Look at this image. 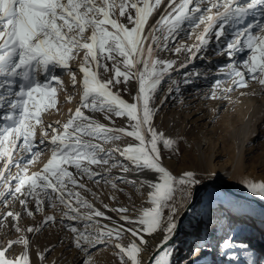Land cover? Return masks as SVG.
I'll return each mask as SVG.
<instances>
[{
    "label": "snow or ice",
    "instance_id": "snow-or-ice-1",
    "mask_svg": "<svg viewBox=\"0 0 264 264\" xmlns=\"http://www.w3.org/2000/svg\"><path fill=\"white\" fill-rule=\"evenodd\" d=\"M163 2L164 0H0V109L5 110L0 116L4 121L0 124V160L5 161L0 169V183H3L5 191H0V196H4L5 192L13 197L17 194L23 196L20 204L29 216L34 214L28 209V198L32 197L37 211L43 210L44 199L53 208L58 204L64 205L66 210L62 220L91 221L94 216L103 217L105 214L94 209L79 192L66 187L67 184L85 187L77 181L68 167H74L78 173L93 178L102 173L93 172L91 165L109 164L110 153L105 154V158L102 147L83 140V136L103 140H118L122 135L135 138L139 143L130 144L120 154L135 167L160 174L159 182H148L153 189L149 193L153 207L142 210L136 219L126 215L127 208L112 210L120 214L121 220L141 227L123 229V225L119 228L104 226V229H96V235L93 236L87 229L79 231L70 226V230L76 234L78 248L85 244L95 246L106 243L113 238L119 241L124 231L130 232L133 237L138 236L140 244L135 241L127 246L118 242L115 244V248L119 250L116 255L121 264H140L139 254L143 250L140 245L147 243L141 233L150 235L162 227L165 208L169 215L167 226L163 229V242L171 239L178 224L175 219L178 205L171 203L177 187L199 183L193 172L186 171L180 178H176L160 162L158 143L171 148L176 142L166 138L162 132H157L152 124L156 110L150 107V101L173 64L172 61L157 58L156 50L166 49L167 41L185 23L195 26L204 24L203 32L197 36V43L188 49L194 57L209 42L207 37L217 24L219 29L215 35L220 37L225 25L229 23L241 24L248 16L264 18V0H168L170 11L166 10L149 28V20ZM213 9L216 11L213 12ZM125 19L127 24L121 22ZM254 29L264 33V20L258 19L237 30L234 34L236 38L227 44V54L230 57L245 49L250 55L242 61L245 70L234 63L227 66L232 87L224 88L225 93L232 91L233 87H247L246 76L264 86V35H255ZM158 32L162 33V37L157 35ZM81 50L84 51L80 65V72L83 74L81 107H77L63 124L62 132L53 128L51 123L46 129L42 128L38 143H46L47 129H51L53 135L47 142L54 147L43 169L28 175L27 168L20 167L21 160L25 164H31L40 156V152L36 150V130L44 124L42 113L56 107L57 85H63L61 76L55 70L60 68L71 72L70 61L76 59ZM176 51H181V48ZM117 56L122 60H117ZM105 60L113 61L114 76L101 80L99 70H108ZM121 63L123 71L118 66ZM92 64L95 65V70ZM41 73L44 74L42 80L38 79ZM120 77H123L124 82L131 78L138 80L135 103L127 102L119 93L111 90V87L121 82ZM71 79L75 86V72H71ZM221 83L220 80L215 81L211 98H217L216 89L221 87ZM223 98L228 97L225 95ZM82 108L103 112L108 119L112 115H126L130 122L135 123H130L131 131L107 127L87 116ZM17 151L28 155L17 159L14 156ZM120 166L123 171H128L123 164ZM12 167L18 169L15 174L10 171ZM13 181L15 187H12ZM105 183L112 182L105 180ZM245 184L249 192L264 198V182L247 181ZM112 187L115 188L116 184L112 183ZM66 196L75 197L79 205L92 211L87 215L80 214L78 209L72 207L71 200L65 199ZM4 202L6 203V199ZM4 215L17 221L20 218V213L11 211ZM55 219L56 217L47 215L44 223L54 222ZM16 230L21 231L18 226ZM39 230V227L27 228V232ZM17 243H22L25 251L15 259L6 258V251ZM28 244V239L23 236L18 240L8 241L7 247L0 249V264H29ZM236 246L234 240L228 237L223 240L220 248L231 251ZM239 247L247 249L248 246L241 244ZM244 255L247 256L248 253L245 252ZM230 258L237 257L233 253ZM156 264H168V261L157 259ZM247 264H256V261L250 259Z\"/></svg>",
    "mask_w": 264,
    "mask_h": 264
},
{
    "label": "rangeland",
    "instance_id": "rangeland-1",
    "mask_svg": "<svg viewBox=\"0 0 264 264\" xmlns=\"http://www.w3.org/2000/svg\"><path fill=\"white\" fill-rule=\"evenodd\" d=\"M205 6L201 5V7ZM166 10L170 11L168 9V0H164L163 4L155 11L149 20V28L165 14ZM215 11L216 9H213V12ZM258 19L264 20L261 17L253 18L248 16L243 23L235 24L233 30V24L229 23L225 25L223 34L220 37L215 35L216 30L219 29V24H217L207 37L209 42L194 57L193 53L189 52L188 49L197 43V36L203 32L204 24H199V26L191 25L190 23L183 24L167 41L166 49L156 50L157 58L173 62L172 67L164 75L163 81L153 95L150 107L156 110L152 122L153 127L157 132H162L166 138H171L176 142L171 148H165L162 143H158L160 162L174 177L180 178L184 172L191 171L199 182L203 179H208V175L204 173L203 166L206 162L205 157L212 154V162L214 164H219L229 159L237 142V129L245 125L247 130L251 126L250 120L256 118L255 107L260 97H264V86H261L258 81L247 77V87H233V90L228 93L223 91L224 88L232 87V80L227 75L229 71L227 66L232 62L241 70H245L243 69L242 61L250 55L249 51L247 49L237 51L231 57L228 55V58L226 57L227 60H219L218 55L227 54V44L236 38L234 34L237 30L243 29L248 23H255ZM121 22L128 23L126 19ZM253 32L255 35H264L258 29H254ZM157 35L162 37L161 32H158ZM161 43H163V39H161ZM220 45H224L222 51L219 50ZM153 47L155 48V45ZM177 48H181V51L177 52ZM193 52H195V49H193ZM83 56L84 51L81 50L76 59L70 61V65L74 66H70L71 72L76 74L75 86L72 84L70 71H64L60 68L55 70L56 74L61 76L63 85H57L56 107L42 113L44 124L38 126L36 130L38 145L36 150L40 152V156L31 164H25L21 160L20 167H26L28 175L33 172H40L43 169L44 164L51 157V151L54 147L47 142L53 135L51 129H47L46 143H38L41 138L42 128L46 129L47 125L51 123L53 128L62 132L63 124L67 122L77 107H81L83 74L80 72V65L83 62ZM117 60H122V58L117 56ZM104 63L108 65V70H99V78L101 80H107L114 76L113 61L105 60ZM91 66L95 70V65L92 64ZM118 66L122 71L124 70L122 63ZM43 78L44 74L41 73L38 79L42 80ZM120 80L121 82L111 87V90L119 93L127 102L135 103V96L139 88L138 80L131 78L128 82H124L123 77H120ZM217 80L222 82L221 87L216 89L217 98H211L213 86ZM225 95H227V99L223 98ZM69 97H71L70 100L68 99ZM183 102L185 103L182 104ZM4 111V109H0V116L3 115ZM82 111L93 120L99 121L107 127L125 128L131 131L130 123H135L134 121L130 122L126 115L123 117L112 115L111 119H108L100 111L93 112L91 109L84 108H82ZM3 123L4 121L0 119V124ZM254 128V131L249 134L246 147L243 150V161L246 165V171L259 175L261 179H264V115L261 121L255 120ZM82 139L95 144H101L103 141L115 143L117 149H119L116 152L117 156L122 159L119 164H123L129 169L133 167L132 162L120 153L130 144H138L139 142L135 138L122 135L118 140L96 139L91 136H83ZM196 144L199 145L198 148ZM27 155V153L19 151L14 154L17 159L21 156L27 157ZM4 163V160H0V169L3 168ZM120 165L117 167H120ZM68 170L85 187H74L71 184H67L66 187L69 190L79 192L82 198L93 205L94 209H98L105 215L103 217L94 216L91 221L84 219L68 220L66 218L62 220L61 218L66 210L64 205L58 204L56 208H53L42 196L41 198L44 199L42 211L36 210L34 198H28V209L34 213L29 216L20 204V200L24 199V197L19 194L13 197L5 192L4 196H0V217H2L0 218V249L6 248L8 241L18 240L23 236L29 241V264H86V262L87 264H121L120 259L116 255L119 250L115 248V244L118 242L123 246H127L132 241L140 244L138 236L133 237L130 232L124 231L119 241L113 238L106 243H98L95 246L85 244L84 247L78 248L75 242L76 234L70 230V226L76 227L79 231L87 229V232L93 236L96 235V229H104V226L119 228L123 225V229L141 227L121 220L120 214L112 209L127 208L128 212L126 215L136 219L140 216L142 210L149 207L150 198L148 192L141 184L130 183L129 181L123 183L122 180H117L116 187H111L109 191H106L102 185L89 178L87 174L78 173L71 166L68 167ZM10 171L15 174L18 169L12 167ZM146 176L149 177V182L157 181L156 174L153 172L147 173ZM217 183L215 185L224 187L219 182ZM197 184L177 187L174 198L171 201V203L178 205V211L175 214L176 221L181 209L190 199L192 190ZM12 187H15V181L12 182ZM225 187L228 188L226 185ZM181 188L184 190L181 191ZM226 188H223L226 193L235 196L238 202L249 205L251 209L259 208L264 211L261 198H253L240 192L234 195L232 193L233 190ZM0 191H5L3 183H0ZM217 196L213 190L207 187L198 194L195 203L189 209L181 224V226H184L183 229L185 231L191 230L193 224L198 225L205 219L204 206L208 202H214ZM5 199L6 203L4 202ZM65 199H70L72 207L78 209L82 215H87L92 211V209L79 205L75 197L66 196ZM9 211L20 213L19 220L6 217L4 214ZM70 214L74 215L75 213ZM47 215L56 217L55 221L45 224L44 220ZM168 215L169 211L165 208L163 212L164 224L155 233L150 235L141 233L147 243L140 245L143 249L139 254L140 264H144V253L153 244H158L164 240L165 232L163 229L167 226ZM235 215H237L236 218L233 217L230 221H227V227L229 228H217L216 231L209 235L199 234L185 248L187 251L184 252L183 257L178 256L181 246L175 245V242L187 232L180 231L178 237L158 252L150 264H156L157 259H165L168 264H199L200 262L206 263V261L211 263L217 258V245L225 237H231L234 242L238 241L243 244L259 243L261 250H264V212L252 214L251 211L240 209L235 210ZM219 219H214L213 222L209 223L208 227H212L214 224L218 226ZM242 220L241 228L235 230L236 228L233 225L237 223L236 221ZM17 226L21 231L16 230ZM28 227L34 229L39 227L40 230L27 232ZM209 229L212 230V228ZM233 232L234 235L232 236ZM197 247H199V251H197ZM235 248L238 247L236 246ZM24 251L25 246L22 243L14 244L10 250L6 251V258L15 259ZM238 251L242 253L241 248ZM166 253L168 255H165ZM41 255H43V259H41ZM245 258L243 254V259L245 260ZM220 263L221 260L215 264ZM235 263V259H229L225 262V264Z\"/></svg>",
    "mask_w": 264,
    "mask_h": 264
},
{
    "label": "bare ground",
    "instance_id": "bare-ground-1",
    "mask_svg": "<svg viewBox=\"0 0 264 264\" xmlns=\"http://www.w3.org/2000/svg\"><path fill=\"white\" fill-rule=\"evenodd\" d=\"M235 24H233L232 26V30L234 28ZM224 45H220L219 50H223ZM221 53V52H220ZM226 57L228 58V54L222 53L218 55V59L219 60H227ZM230 64H233L232 62ZM71 67H74L73 65H70ZM247 78V76H246ZM185 102H183L182 104H184ZM255 114H256V118L255 119H251V126L247 128L245 125H242V127H239L237 129V133H236V137H237V142L234 145V150L231 154V157L229 159H227L226 161L219 163V164H214V162H212V158L213 155H207L205 157V163L203 164L204 166V173H206L208 175V179L209 180H215L217 182H219L222 185H226L228 186V188L231 189V191L233 190L232 193H234V195H237L236 193H242L248 196H251L253 198L255 197H259L251 192L248 191L245 182L247 181H253V182H264V179H261V177L259 175L250 173L248 171H246V165L245 162L243 161V150L246 147V142L248 140V136L250 133H252L254 131V127H255V120H262V117L264 115V97H260V99L258 100V104L255 107ZM246 121H249L248 119H245ZM244 120V121H245ZM102 149L104 150V153H102V155H105L107 153H110L111 155V159L109 161V164L105 165V164H97V165H91V169L93 172H99L102 173V175L100 176H96L91 178L92 180L94 179V181L100 185H102L104 187V189L106 191H109L110 188L112 187V183L116 184L117 180H122L123 183H126L128 181H134L137 184H141L144 186L145 190L148 192V195L150 192L153 191V189L149 186V177L146 176L147 173L149 172H153L154 174H156L157 177V181L159 182V176L160 174L152 171V170H148V169H144V168H137L133 165L132 168H127L128 171H123L122 167H117L118 165H120L119 161L122 160L121 158H119L117 155V151H113L114 149H117V146L115 145V143L112 142H108V141H103L101 144H99ZM196 147L198 148L199 145L196 144ZM105 158H107V155H105ZM115 164L116 166L113 167L112 165ZM88 176V175H87ZM120 177H123V179H119ZM105 180L111 181L112 183H105ZM98 181V182H97ZM144 182V183H141ZM155 183V182H152ZM223 186H218L215 184H209L207 186V188H210L211 190L214 191V193L217 196V198L214 200V202H208L204 208H205V219L202 220L201 223H199L198 225H192V229L191 230H186L183 229L184 226H181L180 231L181 232H187L185 233L183 236H181L180 238L177 239V241L175 242V245L181 246V250L178 253V256L180 255V257L184 256V252H186L187 250H185V248L189 245V243L193 240L196 239V237L199 234L202 235H209L212 234L214 231L217 230V228H229L227 227V221H230L233 217L236 218L237 215H235V210H246V211H251L252 214H256L259 212H264L262 210L258 209H251L249 205H244L241 202H238L237 198L235 196H231L228 193H226V191L222 188ZM261 198V197H259ZM252 199V198H249ZM262 200V205H264V198H261ZM153 207V205L150 203L149 201V207L146 209H149ZM75 208V207H74ZM85 209V208H84ZM189 211V210H188ZM187 211V212H188ZM220 217V219H219ZM246 217V216H245ZM185 218V217H184ZM219 219L218 221V226H212V227H208L210 222H213L214 219ZM244 218V216H243ZM245 219V218H244ZM243 219V220H244ZM241 220V219H240ZM243 220L242 221H236L237 223L235 225H233L234 228H236L235 230H239L243 224ZM208 221V222H207ZM245 221V220H244ZM236 226V227H235ZM205 228H208L205 230ZM209 228H212L209 229ZM195 229V231H194ZM263 229V228H262ZM211 231V232H210ZM200 232V233H199ZM234 235V232L232 234V236ZM227 238V237H225ZM221 239L220 243L217 245L218 248H216V251L218 252L217 254V258L216 260L212 261L211 263L207 262H200L199 264H215L218 263L219 260H221L220 264H225V262L229 259H231V255L233 253H235L236 255V263L235 264H247L248 260H255L256 264H264V250H261V247L259 245V243H247V244H243L241 242H235V244L237 245L238 248H233L231 251H229L228 249H223L221 250L220 245L222 244L223 240L225 239ZM202 241V240H200ZM162 242V241H161ZM247 245V249H243L241 248L242 253H240L239 250V245ZM159 245V243H155L153 244L149 250H147L144 255H143V260L145 262V260L147 259V257L152 253V251ZM216 246V245H215ZM199 247H197L198 249ZM260 251V252H259ZM233 252V253H232ZM247 252L248 255H244L245 260L243 259V254Z\"/></svg>",
    "mask_w": 264,
    "mask_h": 264
},
{
    "label": "water",
    "instance_id": "water-1",
    "mask_svg": "<svg viewBox=\"0 0 264 264\" xmlns=\"http://www.w3.org/2000/svg\"><path fill=\"white\" fill-rule=\"evenodd\" d=\"M209 184H218L215 180H209V179H203L202 181H200L195 188L192 190L190 199L188 200V202L184 205V207L181 209L178 218H177V229L175 231V234L172 235L171 239L168 240L166 243H164L163 241L159 243V245L152 251V253L147 257V259L145 260L144 264H150L152 259L156 256V254L158 252H160L161 250H163L168 244H170L172 241H174L178 235L180 234V229H181V224L183 222V219L185 217V215L187 214V211L193 206V204L196 201V198L198 196V194L205 188L207 187ZM223 188H226L225 186ZM229 189V188H226Z\"/></svg>",
    "mask_w": 264,
    "mask_h": 264
}]
</instances>
